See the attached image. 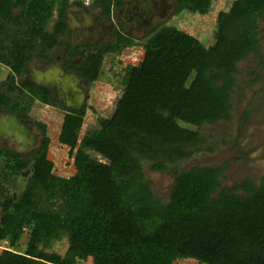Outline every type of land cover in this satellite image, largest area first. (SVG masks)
Instances as JSON below:
<instances>
[{"label":"trees","instance_id":"1","mask_svg":"<svg viewBox=\"0 0 264 264\" xmlns=\"http://www.w3.org/2000/svg\"><path fill=\"white\" fill-rule=\"evenodd\" d=\"M2 1L8 0H0V5ZM126 1L105 3L106 15L110 6L119 10ZM212 1L176 0V13L206 15ZM36 2L25 0L19 21H5L0 15V65L9 68L0 82V105L27 114L35 100L47 102L50 96L48 89L40 92L26 79L27 64L35 54L48 61L53 58L51 50L62 48L70 60L68 68L91 83L100 75L106 54L121 53L133 44L123 26L106 45L67 43V0ZM52 17L55 22L49 30L46 25ZM263 19L264 0H234L218 14L213 43L207 47L174 27H151L144 48L157 59L120 70L124 94L115 114L98 116L97 127L82 138L86 108H62L53 100V106L64 110L59 141L69 148L75 174L62 178L52 173L53 164L46 158L49 139L41 123H36L43 137L39 153L24 157L0 149V158L10 161L7 172H32L19 200L10 194L13 177L0 172L4 187L0 243L9 238L13 248L22 235L21 224H28L32 230L26 253L36 257L44 231L55 222L78 241L50 264H75L92 249L91 264H172L180 259L264 264V176L226 188L221 181L226 163L185 168L204 141L180 125L200 127L225 118L232 109L231 95L239 87L238 63L250 54L260 57L264 36L258 21ZM77 58L82 62L73 65L71 60ZM247 116L245 112L241 120ZM147 169L174 179L165 202L150 191Z\"/></svg>","mask_w":264,"mask_h":264},{"label":"rangeland","instance_id":"2","mask_svg":"<svg viewBox=\"0 0 264 264\" xmlns=\"http://www.w3.org/2000/svg\"><path fill=\"white\" fill-rule=\"evenodd\" d=\"M31 1L37 3V0ZM41 1L42 3L51 2V0ZM157 1L160 2L161 0ZM163 1H165V8L162 15H156L149 26L134 30L128 35V27L118 18V12L121 9L116 10L110 6L111 13L106 15L109 10L104 4L111 2V0H101V3H97V0H67L69 4L67 14L71 13L70 10L77 9L78 6H87L93 12L100 13L104 22L114 23V25L116 23L113 34L107 42L102 43L103 45L114 40V35L118 34L121 26L124 27V33L133 40V44L125 46L121 53L114 50L104 56L100 75L95 81L88 83L86 78L77 75L80 78L79 86L86 93L85 104L82 106L86 109L79 133L80 138L85 135L89 128L97 127L96 120L98 116L111 118L115 114L118 103L124 94V87L118 82L120 70L127 65H137L139 62L152 63L157 59L156 53L144 48L152 35V33L149 34L151 27L160 28L162 24L174 27L176 30L192 35L207 47L213 43L218 14L221 11H227L234 0H213L212 6L206 15L192 13L187 10L176 13V0ZM24 6L25 0L2 1L0 15L3 16L5 21H19L23 15ZM67 14L64 21L68 20ZM50 19L46 25L49 30L55 22V17ZM258 27L260 36H264V19L258 21ZM64 36L69 39L71 34H67V30H65ZM260 40V57L257 58L250 54L238 63L240 71L238 75L239 87L231 95L232 109L226 114L225 118L216 124H205L200 127L180 123L184 131L190 134L193 133L197 137L202 135L204 141L199 149L193 150L194 155L186 160L184 167L189 169L193 166L205 164L219 166L226 163L227 168L221 177L222 185L226 188L233 187L235 183L246 178L258 182L264 176V39ZM61 51L62 48H56L52 52L62 56ZM37 57L38 55L35 54L32 57L33 60L29 62L33 63ZM79 62H82L80 58L77 60V63ZM8 72V67L0 65V80H5ZM41 103L35 100L29 114L46 125V136L49 139L46 147V158L53 164L52 173L54 175L70 178L75 174L73 157L69 152V148L59 141L64 110ZM245 112L248 113V116L247 119L242 121L241 117ZM7 162L10 161L6 157L0 158V170H4L0 172L13 177L10 184V194L16 200H19L23 191L30 184L29 178L32 172L30 169H26L25 172L23 170L16 172L9 170L7 172L4 169ZM145 175L148 182H150V191L165 202L169 197L174 179L166 174L150 171L149 169H147ZM54 223L44 231V235L37 246L38 254L36 257H31L26 253L32 226L21 224L22 235L15 246L13 245V248L10 246L9 238L0 243V264H50V259H60L66 253L72 251L78 237L60 223L57 225L56 223L54 225ZM94 254L95 250H90L86 259L76 258L75 264H91ZM172 264L200 263L193 259H185Z\"/></svg>","mask_w":264,"mask_h":264},{"label":"flooded vegetation","instance_id":"3","mask_svg":"<svg viewBox=\"0 0 264 264\" xmlns=\"http://www.w3.org/2000/svg\"><path fill=\"white\" fill-rule=\"evenodd\" d=\"M156 3V8L158 9L162 3L165 4V1L161 0L160 2L157 0H153ZM70 14H75L78 21L76 23H73L69 19L65 21L67 25V34H71V37L69 39H66L65 41L70 44L74 45H84L85 47H88L92 44H102L104 41L107 42L110 36L113 34L116 23H110V22H104L103 16L100 13L93 12L90 10L87 6H78L77 9L70 10ZM82 16V18H81ZM68 17V14H67ZM81 18V20H80ZM122 21L123 18H120ZM125 22V21H123ZM73 27V28H72ZM81 28V29H80ZM137 29H131L130 34ZM53 51V50H51ZM54 54V52H50ZM63 54L62 56H58V53L55 52L53 55V58H50L48 61H43L39 57L33 61V63L27 64L26 67V79L32 83L35 88L39 87L40 92L41 89H48L50 91L49 100L47 102H42L41 104L55 107L53 106V100H55L58 103H61L62 108H70L65 105L67 98L71 96V93L68 91L65 97L67 98H60L59 91L57 88H52L49 84H45L46 77H42V75L45 74V72L51 68L54 67L57 73L62 78H73L74 75H79L75 69L68 68L67 62H69L66 58V55L63 51H61ZM77 59L71 60L73 65L80 64L77 63ZM33 64V65H31ZM36 72L42 74L35 75ZM52 72V71H51ZM29 73V74H28ZM78 77V76H77ZM2 80H0L1 82ZM48 83V82H47ZM19 107V106H18ZM58 109V107H55ZM61 108V109H62ZM60 109V108H59ZM13 117L15 119H13ZM18 121V122H16ZM13 122H16L14 124ZM36 123H42L41 121H38L33 118L29 113H26V110L22 109H6L4 105H0V149L7 152H13L16 153L17 156L21 155L24 157H31L35 153H39L42 150L43 146V138L41 131L39 130ZM15 125V126H14ZM46 126V125H45ZM17 129H16V128ZM15 129L20 132V135L25 137L24 142H18V136L16 135ZM42 139V140H41ZM1 183V180H0ZM2 187L3 184L1 183ZM4 187L1 190V193L3 192ZM0 193V194H1Z\"/></svg>","mask_w":264,"mask_h":264},{"label":"water","instance_id":"4","mask_svg":"<svg viewBox=\"0 0 264 264\" xmlns=\"http://www.w3.org/2000/svg\"><path fill=\"white\" fill-rule=\"evenodd\" d=\"M156 3L153 0H128L125 2L124 6L119 10L118 12V18H123L125 21L124 24L128 27V35H130V30L131 29H140L142 27L149 26L153 20V18L156 15H162L164 12L165 4L162 3V5L157 9ZM82 18V16H81ZM80 18V20H81ZM68 19L72 21L73 23H76L78 19L76 18L75 14H68ZM130 22H129V21ZM73 28V27H72ZM81 29V28H80ZM54 67L49 68L45 73H50L53 70ZM60 74V73H59ZM59 85L55 86L53 84L45 82V84H49L52 88H57L59 91L60 98H64L66 95L64 92H70L71 96L70 97H65L67 98V101L65 105L67 107H72L75 110H80L82 109V106L85 104V99H86V93L83 91L80 86V78L74 75L73 78L69 79H64L61 80L59 79ZM68 85L71 84L73 88H63L65 86L63 85ZM63 90V91H62ZM13 119H15L13 117ZM18 122V121H16ZM16 122H13L14 124L17 125ZM15 126V125H14ZM16 128V127H15ZM17 129V128H16ZM16 131V135L18 136V142H24L25 137L20 135L19 130ZM2 185L0 183V193L2 190Z\"/></svg>","mask_w":264,"mask_h":264},{"label":"bare ground","instance_id":"5","mask_svg":"<svg viewBox=\"0 0 264 264\" xmlns=\"http://www.w3.org/2000/svg\"><path fill=\"white\" fill-rule=\"evenodd\" d=\"M129 21V20H128ZM130 22V21H129ZM35 75H42V74H40V73H38V72H36V74ZM42 77H46L45 79H46V82H48V83H50V84H53V85H55V86H58L59 85V79H61V80H64V79H66V78H62L58 73H57V71L54 69V70H52V72H50V73H45L44 75H42ZM63 86H65V87H63V88H73V86H71V84H66V85H63ZM63 91V90H62ZM65 93V95L68 93L67 91L66 92H64ZM60 94V93H59Z\"/></svg>","mask_w":264,"mask_h":264},{"label":"crops","instance_id":"6","mask_svg":"<svg viewBox=\"0 0 264 264\" xmlns=\"http://www.w3.org/2000/svg\"><path fill=\"white\" fill-rule=\"evenodd\" d=\"M181 260H185V259H180V260H177V261L179 262V261H181ZM177 261H176V262H177Z\"/></svg>","mask_w":264,"mask_h":264},{"label":"built area","instance_id":"7","mask_svg":"<svg viewBox=\"0 0 264 264\" xmlns=\"http://www.w3.org/2000/svg\"><path fill=\"white\" fill-rule=\"evenodd\" d=\"M86 5H87V3H86Z\"/></svg>","mask_w":264,"mask_h":264}]
</instances>
